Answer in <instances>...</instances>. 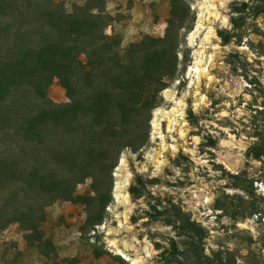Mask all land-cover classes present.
<instances>
[{
    "label": "trees",
    "instance_id": "obj_1",
    "mask_svg": "<svg viewBox=\"0 0 264 264\" xmlns=\"http://www.w3.org/2000/svg\"><path fill=\"white\" fill-rule=\"evenodd\" d=\"M192 2L171 0L162 36L145 34L122 47L106 32L113 17L104 0H88L72 9L60 0H0L1 228L18 223L28 243L49 257L56 248L41 223L51 205L81 204L86 211L83 231L104 223L122 154L148 144L153 113L165 101L163 91L190 64L188 36L197 20ZM229 14L231 27L218 30L222 44L247 45L254 51L248 26L264 15V0H233ZM253 32L263 47L264 29L255 24ZM241 55L234 49L226 60L254 85L247 122L237 134L252 140L247 157L264 164V84L255 75L249 78L250 62ZM55 80L65 88L68 101L49 96ZM188 118L198 126L201 116L189 110ZM205 138L201 147L216 146L217 138ZM87 180L90 192L79 193L78 186ZM158 184L159 177L137 175L129 192L133 200H146L149 222L175 231L168 246L156 242L164 264H237L240 256L252 258L250 246L245 256L223 246L207 251L208 229L172 196L155 195L150 188ZM234 187L246 191L243 184ZM250 205L246 217L262 218L264 208Z\"/></svg>",
    "mask_w": 264,
    "mask_h": 264
},
{
    "label": "rangeland",
    "instance_id": "obj_2",
    "mask_svg": "<svg viewBox=\"0 0 264 264\" xmlns=\"http://www.w3.org/2000/svg\"><path fill=\"white\" fill-rule=\"evenodd\" d=\"M60 1L72 9L88 0ZM170 1L104 0L113 17L107 34L122 47L145 34L162 36ZM232 1L193 0L197 20L188 36L190 64L163 91L165 101L153 113L148 144L137 152L122 154L114 172V201L104 223L83 231L85 208L74 202H57L47 208L46 220L41 223L56 253L42 255L28 243L20 225L13 223L0 227V264H122L120 259L124 264H164L156 242L168 246L175 231L161 222H149L146 200H133L129 187L137 175L162 179V184L150 189L155 195L172 196L208 229L207 251L223 246L245 256L250 246L252 258L240 256L237 264H264V215L246 217L251 203L264 208V164L247 157L252 140L243 132L237 134L247 122L246 106L254 85L226 61L229 52L240 50L241 57L247 56L250 62L249 78L255 75L264 84V45H258L260 37L253 32L255 24L264 29V15L248 26V38L256 44L254 51L247 45H223L218 30L231 27ZM48 93L56 102L68 101L58 80L52 82ZM189 110L201 116L198 126L190 124ZM208 134L217 138L216 146L201 147ZM237 183L246 191L235 188ZM90 190V180L78 186L79 193Z\"/></svg>",
    "mask_w": 264,
    "mask_h": 264
}]
</instances>
